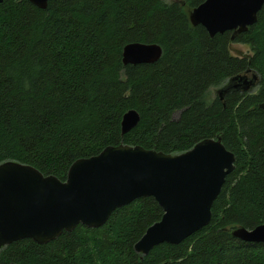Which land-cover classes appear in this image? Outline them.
Returning <instances> with one entry per match:
<instances>
[{"label": "trees", "instance_id": "1", "mask_svg": "<svg viewBox=\"0 0 264 264\" xmlns=\"http://www.w3.org/2000/svg\"><path fill=\"white\" fill-rule=\"evenodd\" d=\"M206 0H29L0 4V165L16 162L66 181L79 159L121 144L180 155L221 139L235 156L207 227L146 256L135 244L161 221L153 198L113 213L100 229L78 226L55 241L21 240L0 251V264H264V244L232 231L264 224V6L246 33L210 37L190 12ZM184 4V5H183ZM132 43L158 45L154 64L124 66ZM232 44L250 56H233ZM249 71L256 93L213 89ZM130 110L136 128L122 136Z\"/></svg>", "mask_w": 264, "mask_h": 264}, {"label": "water", "instance_id": "2", "mask_svg": "<svg viewBox=\"0 0 264 264\" xmlns=\"http://www.w3.org/2000/svg\"><path fill=\"white\" fill-rule=\"evenodd\" d=\"M49 1L29 0L41 10L47 9ZM263 6L264 0H206L190 12L189 20L210 37L226 32L237 36L257 24ZM162 53L158 45L132 43L123 50V65L154 64ZM256 81L255 74L251 79L234 77L217 95L223 100L233 92H251ZM259 108L264 110V103ZM139 122V113L128 111L121 122L122 136ZM235 160L221 139H207L180 155L124 144L107 147L97 156L77 160L66 181L45 176L28 165L3 163L0 251L21 240L46 245L78 226L100 229L115 211L143 198H153L163 217L135 244V252L146 256L156 246L178 245L209 225L213 204L234 171ZM232 236L264 244V224L251 230L237 228Z\"/></svg>", "mask_w": 264, "mask_h": 264}, {"label": "rangeland", "instance_id": "3", "mask_svg": "<svg viewBox=\"0 0 264 264\" xmlns=\"http://www.w3.org/2000/svg\"><path fill=\"white\" fill-rule=\"evenodd\" d=\"M168 1H174V0H168ZM230 53L233 56H250L252 55L251 48L248 45H242V44H232L230 46ZM260 79V77H259ZM218 89H213L210 92V99H214L217 96ZM257 88L252 91V93H256Z\"/></svg>", "mask_w": 264, "mask_h": 264}, {"label": "flooded vegetation", "instance_id": "4", "mask_svg": "<svg viewBox=\"0 0 264 264\" xmlns=\"http://www.w3.org/2000/svg\"><path fill=\"white\" fill-rule=\"evenodd\" d=\"M252 75H254L253 72L249 71V72L246 73V75H244V76H247L249 79H251ZM256 76H257V75H256ZM259 81H260V79H259V77L257 76V81H256V83H255V87H254V89H256V88L258 87ZM254 89H253L252 91H254ZM252 91H251V92H252Z\"/></svg>", "mask_w": 264, "mask_h": 264}]
</instances>
